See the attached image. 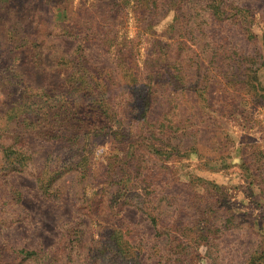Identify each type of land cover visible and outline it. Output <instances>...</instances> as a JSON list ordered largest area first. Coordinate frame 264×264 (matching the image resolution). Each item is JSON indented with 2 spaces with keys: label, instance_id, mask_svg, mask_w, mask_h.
I'll return each instance as SVG.
<instances>
[{
  "label": "rangeland",
  "instance_id": "1",
  "mask_svg": "<svg viewBox=\"0 0 264 264\" xmlns=\"http://www.w3.org/2000/svg\"><path fill=\"white\" fill-rule=\"evenodd\" d=\"M209 1L0 0V264H264V0Z\"/></svg>",
  "mask_w": 264,
  "mask_h": 264
},
{
  "label": "trees",
  "instance_id": "2",
  "mask_svg": "<svg viewBox=\"0 0 264 264\" xmlns=\"http://www.w3.org/2000/svg\"><path fill=\"white\" fill-rule=\"evenodd\" d=\"M201 1H203V0H187V4L191 3V4H193V6H198ZM151 4L154 6L153 3H151ZM208 6H209L208 8H210V9L213 8V11L210 12L213 15V20H217V19L219 21H221V20L222 21H230L231 20V21H234L235 23L236 22L237 23L238 22H242V23L247 25V27H246V25H244V26H245V30H247V33L249 34L248 36L250 37V39L251 40H255L254 33L251 31L250 28L248 29V24L246 23L247 22L246 21V17L248 16L247 15L248 14V9H250V8L245 6L243 3H238V2L230 1V0H210L209 3H208ZM226 6L230 7L229 12L226 11ZM208 8L206 7V10L203 8V11H200L199 14L201 12L202 13L207 12ZM177 10H179V9H177ZM225 15H227V16H225ZM241 17H243V21L241 20ZM262 65H263V62H261V64L259 65L258 68H261ZM173 82H174L173 87L175 88L174 92L175 93L177 92L178 96H179V93H183L186 90V88L184 86H181L182 81L180 80V76L178 75V73L177 74H173ZM178 82L181 83L180 86H176V84ZM249 84L251 85V88L253 90H255L257 93L261 92V91H264V86L260 85V82H259V80L257 79L256 76L252 77V79H251ZM190 92H193V91H190ZM194 93L195 94H199V96H200L202 101H204L203 99L207 96V90L201 89V88L199 90L194 91ZM179 99H181V97H179ZM203 106H204L203 102H201V101L197 102V107L198 108H202ZM144 120L147 121V117ZM202 130H203L202 127L198 126L196 128L195 132L197 131V133L199 134ZM150 132L152 133V131H150ZM224 134H225L224 136L227 138V141H229L230 135L227 132H224ZM182 144L183 143H179L178 139H176L173 142L170 141L169 145H166V146L172 147L174 150H176V148L181 147ZM190 147L192 149H195L197 152H200L199 148L196 147L194 144H191ZM185 148L189 149L186 146L184 148H181L180 150L186 151ZM154 152L157 153V154H161V148L156 147L154 149ZM166 264H171V261L170 260L167 261Z\"/></svg>",
  "mask_w": 264,
  "mask_h": 264
}]
</instances>
